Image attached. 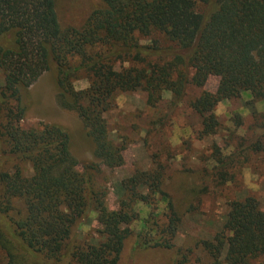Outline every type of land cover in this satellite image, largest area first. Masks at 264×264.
I'll list each match as a JSON object with an SVG mask.
<instances>
[{
	"label": "trees",
	"instance_id": "16d2710c",
	"mask_svg": "<svg viewBox=\"0 0 264 264\" xmlns=\"http://www.w3.org/2000/svg\"><path fill=\"white\" fill-rule=\"evenodd\" d=\"M47 72L57 106L78 117L96 163L72 157L60 126L23 127L22 95ZM0 73V264H118L131 237L133 251L174 250L172 264L264 258V210L254 197L229 202L210 240L175 249L180 220L162 190L161 167L124 179L116 210L105 205L108 191L95 177L124 165L125 147L110 138L105 119L117 94L139 91L155 108L216 77L214 94L190 102L200 138L217 131L218 104L248 94L264 106V0H100L81 27L65 29L56 0H0ZM79 80L84 89L75 88ZM261 146L250 150L264 153ZM214 149L221 170L243 154L224 159ZM219 176L227 181V173ZM160 202L166 212L157 214ZM138 205L150 213L135 235ZM91 213L100 229L95 240H82Z\"/></svg>",
	"mask_w": 264,
	"mask_h": 264
},
{
	"label": "rangeland",
	"instance_id": "374dc122",
	"mask_svg": "<svg viewBox=\"0 0 264 264\" xmlns=\"http://www.w3.org/2000/svg\"><path fill=\"white\" fill-rule=\"evenodd\" d=\"M99 1L56 0L60 26L63 29L81 27ZM86 86L85 80L75 83L77 90ZM217 86L218 79L209 77L202 89L189 87L179 101L167 95L155 108L146 105V96L139 91L120 93L115 96L114 109L105 115L110 138L125 147L123 166L113 171L101 168L95 175L97 182L108 191L105 205L109 210L117 209L120 183L135 170L161 167L162 190L180 220L175 249L210 240L221 230L231 201L251 196L264 210V153L250 150L251 143L256 141L264 147V106L252 103L248 94L222 102L214 110L219 122L217 131L200 138L201 119L190 108V102L202 92L214 94ZM22 104L26 107L23 127L60 126L70 135L72 157L81 166L96 163L92 157L93 145L78 117L57 106L54 73L42 74L22 95ZM215 147L224 159L233 158L240 151L243 154L234 156L232 165L221 170L215 167ZM224 173L228 174L227 181H220L219 175ZM157 208V214L166 212L163 202ZM136 212L138 221L131 226L135 235L150 209L138 205ZM99 229L95 214L91 213L80 228V239L89 241L94 237L92 240H95ZM134 240L131 237L125 242L118 264H172L174 250L133 251ZM248 264H264V258L250 260Z\"/></svg>",
	"mask_w": 264,
	"mask_h": 264
}]
</instances>
